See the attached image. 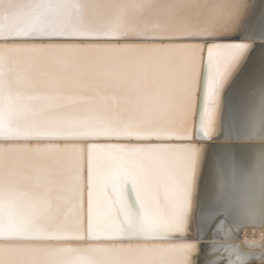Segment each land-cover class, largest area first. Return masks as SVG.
I'll return each instance as SVG.
<instances>
[{
  "label": "snow or ice",
  "instance_id": "6c2138e0",
  "mask_svg": "<svg viewBox=\"0 0 264 264\" xmlns=\"http://www.w3.org/2000/svg\"><path fill=\"white\" fill-rule=\"evenodd\" d=\"M256 6L0 0V264H203L213 142L255 126Z\"/></svg>",
  "mask_w": 264,
  "mask_h": 264
},
{
  "label": "bare ground",
  "instance_id": "6f19581e",
  "mask_svg": "<svg viewBox=\"0 0 264 264\" xmlns=\"http://www.w3.org/2000/svg\"><path fill=\"white\" fill-rule=\"evenodd\" d=\"M255 3L244 38L255 45L250 69L257 86V116L251 133L226 126L224 140L213 142L218 149L229 146L233 150L209 155L208 195L194 222L199 243L205 244L203 264H264V148L251 150L253 145H264V101L259 93L264 68V0ZM216 235L219 241L211 239Z\"/></svg>",
  "mask_w": 264,
  "mask_h": 264
},
{
  "label": "rangeland",
  "instance_id": "374dc122",
  "mask_svg": "<svg viewBox=\"0 0 264 264\" xmlns=\"http://www.w3.org/2000/svg\"><path fill=\"white\" fill-rule=\"evenodd\" d=\"M253 264V263H252ZM254 264H257V263H254Z\"/></svg>",
  "mask_w": 264,
  "mask_h": 264
}]
</instances>
